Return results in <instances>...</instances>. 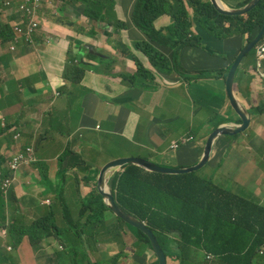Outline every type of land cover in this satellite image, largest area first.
<instances>
[{
    "label": "crops",
    "instance_id": "1",
    "mask_svg": "<svg viewBox=\"0 0 264 264\" xmlns=\"http://www.w3.org/2000/svg\"><path fill=\"white\" fill-rule=\"evenodd\" d=\"M118 1L117 13L119 18L129 25L121 33L122 44L119 43L120 36L106 25L87 22L85 17L76 12L74 8L70 9L71 6L63 10L66 2L55 0V3L50 7L48 5L47 11L51 10L54 15H48V12L46 15L49 18L62 17L63 15L68 26L55 29L42 26L43 31L42 29L39 30L34 44L19 45L16 52L12 51L9 46L2 50L3 59L0 70L3 73L6 71L3 74L5 84L10 83L11 86L8 89L5 84L0 85V101L7 104L9 100L15 101L19 97L24 100L29 96L32 98V107L22 113L21 123L32 133L33 137L29 142H37V154L44 147L42 141L46 136L41 135V131L47 121V115L55 113L56 110L54 109L61 104L62 100L64 116L57 121L69 132L71 140L78 136V132H91L81 123V113L84 106L89 107L86 99L90 96L91 99L96 100L95 109H85V111L94 112V116L100 119L96 129V132L99 133L98 143L100 141L108 142V135L125 137L130 140V144L136 147L135 153L132 155L153 161L158 165L164 163V158L167 157L168 153H171L169 159L179 162L181 159L176 155V152L190 144L189 151L184 150L183 152L196 164L202 156L204 146L201 147V145L204 136L215 125H221L222 115L227 117L231 114L232 107L226 93L228 73L225 75V72L248 44V37L226 40L208 37L206 39L207 46L204 49L187 48L182 51L177 59L178 70L182 75H188L187 73L193 75L195 69L204 68L207 75H200L197 78L182 77L174 70L170 72V69L174 68V59L171 54L172 50L167 48L163 52L168 59L166 58L167 60L162 62L167 71L162 73L153 67L145 48L140 45V42L150 41L133 25L131 12L135 0ZM221 1L226 6L237 7L244 0ZM171 19L174 21L173 16L164 15L160 17L155 22L157 30L170 26L172 24ZM77 42L85 44V47L93 49L102 56H112L116 61V64H112V66L116 65L118 68L116 73H119L123 68L129 76L130 74L132 77L139 75L136 64L138 60L150 74L139 75L135 78V82H130L129 86V82L124 81L120 76L111 77L107 73L94 70V72L91 71L87 74L83 91L78 95H68L65 89L69 85L64 78L63 69L67 66L68 53L71 47L82 48ZM9 52L10 55H8ZM184 58H187L185 62H183ZM252 59L255 60L254 55L238 70L235 78V96L240 104L249 101L258 89L264 90L262 80L254 75V68L248 66ZM90 62L97 67L100 66L105 72L109 71L107 67L100 65L99 61L91 60ZM12 63L16 65L11 71ZM105 63L108 64L111 61L108 60ZM5 65L9 67L7 68ZM26 75L30 77L25 78ZM22 81L24 84L19 86L18 82ZM256 84L262 86L256 87ZM250 88L253 91L252 96H250ZM61 90V96L57 98L56 93ZM194 96L199 100L197 102L202 104L201 106L194 105L191 107ZM84 100L85 102L75 107L79 101ZM25 108L26 106L22 102H18L14 108L9 107L7 112H20ZM5 113L3 111L0 114L5 115ZM200 114H207V119L202 120L203 123L207 121L204 127L195 126L191 133L185 131L187 118L191 120L193 116ZM216 116L220 117L217 118ZM16 120L19 122V119ZM225 120L229 121L227 118ZM52 125L57 126V123L53 122ZM98 126H101V130H98ZM174 146L177 148L175 149ZM219 148L220 143L216 149L219 150ZM59 158L47 157L43 160L45 164L38 165L36 168L42 174L46 173L49 179H54L59 176L57 175L58 171L53 167ZM81 159L88 166H74L73 168L64 166V170L71 175L76 172L80 177L81 175L89 176L93 184L92 170H87L93 164H89L82 156ZM69 160L78 159L71 158ZM233 162L234 159L231 163ZM87 189L90 188L87 187ZM83 193L88 192L84 191ZM110 222L113 220L110 219ZM124 241L130 248V239L124 237ZM4 242L15 243V241L8 242V240ZM24 242L23 246L14 253L15 264H38L35 259V251L29 245V241ZM47 243L44 246H47ZM116 244L105 243L104 247ZM99 246L100 243L94 248L97 249ZM49 250L53 252V250ZM126 253L130 255L128 251ZM92 254H95L94 250ZM31 255L33 259L30 263L23 259V257ZM106 258H112L108 252Z\"/></svg>",
    "mask_w": 264,
    "mask_h": 264
},
{
    "label": "trees",
    "instance_id": "2",
    "mask_svg": "<svg viewBox=\"0 0 264 264\" xmlns=\"http://www.w3.org/2000/svg\"><path fill=\"white\" fill-rule=\"evenodd\" d=\"M4 1L0 0V7L2 8H4ZM62 1L71 4L70 9L74 8L76 12L86 16L87 21L107 23L120 36L119 43L122 44L121 33L128 28V24L118 17L116 0ZM188 1L193 8V16L183 0H137L135 8L133 7L131 12L132 22L158 46L171 48L170 42H173L174 54L178 56L180 51L189 47H200L203 43V36L193 33L192 21L198 22L204 30L217 38H230L237 34L243 36L248 34V41H251L264 21V0L245 16L222 15L215 10L210 2L203 0ZM28 3L35 5L36 0H30ZM177 6L178 9L176 10ZM35 11L40 16L44 15L41 7L35 8ZM165 14H173L175 23L167 30L158 31L154 24ZM40 18L39 21H42ZM28 22H31L29 17ZM226 22H228V26ZM73 23L75 24V22ZM24 30H27V26ZM14 39L12 24L0 22V48L4 49L6 44L11 43ZM77 43L79 47L83 48L84 44ZM24 46L29 45L25 44ZM148 46L150 51H146V53L149 55L153 66L159 71H167L162 64L167 59L152 45L148 44ZM73 50L75 49L73 48ZM83 51L93 60H100V65L107 67L109 71L105 72L100 66L97 67L83 62L81 54L78 52V55H74L72 50L69 51L68 65H76L84 71L104 72L111 77L120 76L124 81L129 82V86L130 82H135V78L139 75L148 73L139 62H137L139 75L132 77L130 74L129 76L123 68L119 73H116L115 71L118 68L116 65L112 66V64H116L112 56H102V54L88 47H85ZM82 56L84 55L82 54ZM2 59L0 55V60L2 61ZM108 60L111 63L106 64L105 62ZM168 65L171 64L168 63ZM248 66L251 68V65ZM5 67L8 68L9 66L5 65ZM172 70L182 77H198L197 74L193 76L182 75L175 60L174 68L170 69V72ZM0 72H2L0 76L4 74L2 70ZM23 84V81L18 82L19 86ZM23 100L19 97L15 101L9 100L7 104L0 101V113L6 112L5 115L1 114L0 119H9L12 112H7V109L12 104L16 106V103L23 102ZM85 132L88 133V136L78 134L84 147L89 145L91 139V132ZM2 135L3 128L0 126V140ZM31 137H33L31 131L26 129L23 123L15 122V127L11 131L8 140L14 144L21 142L24 149H30V152H34L29 142ZM77 137L73 138L72 145L67 148L66 156L60 157L53 166L60 174H65L64 166L68 168L88 166L80 156L82 153L85 154L86 151L79 152L73 148V143ZM97 138L99 139V133H97ZM108 140L112 141L113 136L108 135ZM126 140L130 141L127 138ZM113 141H116V139ZM13 149L12 146L7 147L2 157L13 158ZM93 149L98 156V163L102 167L105 164L101 156L104 152L102 146L96 143ZM71 158H77L78 160H69ZM82 158L87 160L85 156H82ZM44 164L43 160H37L35 164H31L30 168H24L17 173V179L22 175L34 174L32 171H38L36 166ZM50 166L52 167V164ZM87 170H91V167H88ZM0 171L8 175H10L9 173L16 174L15 169L2 159H0ZM41 175L43 177L47 176L46 173ZM17 179L13 181L16 185H18ZM82 179L77 177L75 181L78 192H80V187L83 186V181L89 182L88 178ZM109 185L118 206L131 217L143 222L154 235L161 232L163 237L167 239V231L184 232L189 226H194V232H196L201 228L208 227L210 222L213 230L209 238H206L204 232H200L203 240L196 237L195 243L198 247H203L205 254L211 255L212 260L204 259L205 257L203 259L195 257L199 264H264V249H260L261 246H264V187L262 182L257 183L248 190L239 187L236 189L238 192L234 193L229 188L223 189L194 174L161 175L129 165L124 167L122 172L113 176ZM86 186H88V183ZM12 195L13 193L10 194V199ZM56 197L60 199L63 206L60 215L65 224L63 226L58 225V217L52 207L46 208L41 212L36 223L31 224L27 229H8L9 235L16 239L14 243L16 250L23 246L24 241H29V245L36 248L46 240H51L54 235L68 239L67 235L69 233L77 234L80 238L86 236L87 239L98 241L101 238L104 239L107 234H119L120 229L126 226L119 219L118 223L110 222L109 209L97 192L96 186L86 197L80 199L82 204L80 209L76 207V212L72 208L67 209L69 205L66 204L62 192L57 193ZM5 202L3 198H0V207ZM192 205L199 208V210H192ZM131 230L139 239L148 241L138 230L134 228ZM3 240L4 238L0 235V248H6L10 244L5 243L2 245ZM0 259L10 261L4 254L0 256ZM69 260H73L70 253H68L64 264H67Z\"/></svg>",
    "mask_w": 264,
    "mask_h": 264
},
{
    "label": "clouds",
    "instance_id": "3",
    "mask_svg": "<svg viewBox=\"0 0 264 264\" xmlns=\"http://www.w3.org/2000/svg\"><path fill=\"white\" fill-rule=\"evenodd\" d=\"M28 1H30V0H5L4 1V8L0 7V22H3L5 24L11 23L13 30H14V35H15L14 41H12L11 43H7L5 48L7 46H9L10 49L14 52H16L18 50L19 45L24 46L25 44L32 45L35 43V38L37 37V35L39 33L38 28L36 29V31L34 32L33 36L30 39H28V36L26 35V33L22 34L19 32V30L21 28L24 29L26 26L28 28V25L30 23L39 22L38 19L40 18V15L37 13V11H35V8L41 7L44 11V14H45L46 12H48L47 11L48 5L50 7V5L55 3V0H36L35 5H32V4L28 3ZM116 1H117V5H118L119 1L118 0H116ZM183 1H184L185 5L188 6L187 9L190 12V14L193 16V8L190 6L189 1L188 0H183ZM251 1L252 0H244L237 7H229V6H226L220 0V2L222 4V8H224L228 11L243 9ZM60 2L61 1H59V3ZM205 2H210V0H205ZM136 3H137V0L134 1V4H133L134 8H135ZM213 7H214V5H213ZM177 9H178V6L176 7V10ZM254 9H252V10H254ZM215 10L218 13H220L216 8H215ZM116 12H117V7H116ZM250 12H248V13H250ZM248 13H246L244 15H233V16H245ZM220 14H222V13H220ZM165 15L173 16V18H174L173 14H165ZM222 15H225V14H222ZM227 16H231V15H227ZM28 17L31 18V22H28ZM84 17L87 21V17L86 16H84ZM118 17H119V15H118ZM87 22L106 25L108 28H111V30L114 32L113 28L110 27L107 23L93 22L91 20L87 21ZM174 23H175V18H174V21L172 20V24L170 26L174 25ZM133 25H134V23H133ZM226 25L228 26L229 24H226ZM170 26H168L167 28H169ZM167 28H165V30H167ZM260 28L257 29L256 34L252 37L251 40L254 39V37L257 35L258 31L260 30ZM156 30H157V28H156ZM158 31H160V30H158ZM192 31L194 34H201L203 36V43L201 44L200 47H189V48L204 49L207 46L206 45V39L208 37L214 38L217 40H226V39L234 38V36L230 37V38H225V37L217 38V37L213 36L212 34H210L209 32H207L206 30H204L199 25V23L196 21H192ZM142 33L148 38V40L150 42H148V41H144L143 43L140 42V45L143 46L146 51H150L148 44L152 45L165 58H167L165 56L163 50H166L168 47L158 46V44L156 42L152 41L144 32H142ZM263 36H264V34H263ZM263 36H262L260 42L252 50V51L256 50L254 56H255L257 66H258V61H257V56H256L257 47L260 45V43L263 39ZM250 42L251 41H248V43H250ZM170 44H173V46H174L173 42H170ZM172 47L170 48L172 50L171 54L173 56V59L177 62V59H178L179 55L182 53V51H180L178 56H175L174 49ZM73 48L75 49L76 52L79 50V49H76L74 46H73ZM73 48L71 47L70 50H72ZM186 49H184V50H186ZM2 50L3 49L0 48V52H2ZM250 53H248L245 56V58L243 59V61L240 64L238 70L242 68V66L245 64L246 61L251 59V57L249 58ZM240 54H241V52H240ZM0 55H1V53H0ZM237 58L235 59L234 62L231 63L232 64L231 67L226 70L225 75L227 73L229 74V72H230L233 64L236 62ZM67 61H69V53H68ZM82 61L85 63L93 64L92 62H90L91 60L88 58H84ZM97 61H100V60H96V59L94 60V62H97ZM252 61H253V59H252ZM137 62H139V61L137 60L136 64H137ZM67 65H68V63H67ZM261 65H262V62H261ZM261 65L258 66L259 70L261 68ZM142 67H143V65H142ZM137 68H138V65H137ZM146 71L148 72L147 74H150V72L148 70H146ZM92 72H94V71H92ZM160 72H162V71H160ZM253 72H254V75L257 76V71H255V69ZM162 73H166V71H163ZM237 73H238V71H237ZM205 74H206V72H205ZM228 74H227V77H228ZM0 77L4 78V75H1ZM227 77H226V79H227ZM257 77H259V79L262 80V83L264 84V72L260 71ZM258 86H262V85L256 84V87H258ZM61 93H62V90L58 91L56 93L57 98L61 96ZM32 102H33V100L31 97H28V99L26 98V100H23L22 103L26 106V108L24 110L30 109L32 107ZM260 102H262V104H260ZM240 105L250 115V122L251 123H250L249 127L245 131H243L237 135H233V136H225V135L219 134L215 138V140L212 142L211 149L209 152V157H208L207 161L205 162V164L200 169L194 170L188 174H194L200 178H203L207 181L212 182L214 185L221 187L223 189L229 188V186H231L234 189H238L239 187H243L244 189L248 190V189L253 188L257 183L262 182L261 180L264 177V171L262 173L260 172V174H259L260 179L258 181H256L253 184V186L250 188H247L248 183L243 184L242 182H240V181H238L232 177H228L227 174H220L217 171V169L221 165L226 163L229 155L235 154L234 148L238 143L241 142V138L237 139V137H239L241 135L243 138L247 137L248 134L246 131L248 129L253 131L259 126L257 123H254V119L256 117L255 107H257L258 105L261 107H264V90L260 91L258 89L256 92H254L253 97L249 101H247L245 104H240ZM260 112L261 111L257 109L256 114H257V116H261V118L264 120V116H262V114L258 115V113H260ZM22 113H23V111H20V112L15 111V112H12L10 114L9 119H5V118L0 119V126L3 128V135H2L1 140H0V159H2L4 162H7L8 164H10L16 171V174H13V175L11 173H9L12 176L6 174L3 171H0V198H3L6 201L5 204L2 205V207H0V235L4 238V240L1 242L2 245L5 244L4 241H7L8 238H9V242L16 240L14 237H11L9 235L8 229H14V230H25V229H27L31 224L36 223V221L40 218L41 212L48 207H52L56 216L58 218L59 217L62 218L60 213L63 209V206L60 203V199L58 197H56L57 193L62 192L63 196L66 199V204L69 205L67 209L72 208V210H75V212H76V207H78V209H80V207H81L82 203H80V199L84 198V196L86 197L88 195V194L85 195L83 193L84 189H86L84 187V185L82 187H80V192H78V191L76 192L77 185L75 184V181H76L77 177H80L79 174H77L76 172L73 173L74 175H71V174H68V171L65 170V174H62L63 176H57L54 179H49L48 176L43 177L41 175L42 173L40 171L35 170V171H32L34 174L22 175V176H19V179H17L18 178L17 173H19L24 168H30L31 164H35V162L37 161V152H38L37 142H35V141L30 142V144L32 145V147L34 149V152H30L29 151L30 149L26 150L22 147L21 142H19L18 144H14L8 140V137L10 136L11 131L15 127V122H17L16 119H19V122L21 123L22 115H23ZM226 118L229 121H226L225 120ZM238 124H241V120L239 119V117L237 116L236 112L234 111V109L232 107V111H231V114L229 116L226 117V116L222 115L221 125L220 126L218 124L215 125L211 130H209V132H207V135L204 136V138L202 140V145H201V147L204 146L203 150H202L203 151L202 156L204 153L205 146L207 144V139L209 138L210 135H212L220 127H235ZM98 130H101V126H98ZM227 137L235 138V140L232 143H229L227 140H225V138H227ZM248 137L249 138L247 140H243V146L245 147L247 152H251V158L250 159L255 164V168L262 171V170H264V131L261 132V134H260V138L262 139L260 142H258L256 139L254 140L249 135H248ZM107 141L110 145L111 141L108 139H107ZM215 143L216 144L220 143V148H221V146L222 147L227 146L228 149L227 150H224V149L220 150V148H219V150H217L216 148L213 147V145ZM9 146L14 147V149L12 151V153L14 154V157L13 158L12 157H2L6 148ZM174 148L176 149L177 146H174ZM102 150L103 151L105 150L104 147H102ZM202 156H201L200 160L202 159ZM123 157L129 158L130 156H123ZM133 157L134 158H140V157H136V156H133ZM119 158L120 157H117V159H119ZM234 158H235V156L233 158H231L230 160H228V162L226 164L227 167L230 165V163L232 162V160ZM140 159H143V158H140ZM114 160H116V158H114ZM143 160H146V159H143ZM200 160L196 164H194L193 166H190V167L196 166L200 162ZM146 161H149V162H152V163L158 165L157 163H155L153 161H150V160H146ZM104 165L99 169V171H98L99 173H100L101 169L104 167ZM205 165L209 166L210 178H207L204 175L196 174L197 172L201 171L205 167ZM126 166H129V165H126ZM126 166H124V167H126ZM130 166H133V165H130ZM124 167H122L113 176H115L117 173L122 172ZM190 167H188V168H190ZM167 169H170V168H167ZM202 171H206V170H202ZM156 174H159V173H156ZM188 174H182V175H188ZM161 175H167V174H161ZM11 177H13V179H11ZM91 177H93V179L95 180L94 183H95V186L97 189L98 177H94V176H91ZM80 178H83L82 180H84V178H88L89 183H88L87 187H91V190L88 193L93 191V189L95 187L93 188L92 181H91L90 177L81 175ZM16 179L18 181V185L14 184V182H13ZM217 179L220 180L221 182H224V184L221 186L215 184ZM54 180H60V183H58L57 185H54V186L51 185L50 182H52ZM24 183H28V185L31 187V189L25 190L23 187ZM71 188H75V190L73 191L74 192L73 198H69V196L67 194ZM97 192H98V189H97ZM11 193H13V195H12V198L10 199ZM99 195H100V193H99ZM54 198H56V199L53 200ZM101 198H102V196H101ZM74 204H76L75 207L72 206ZM192 210H199V208L192 205ZM12 211H15V213H13ZM109 212H110V210H109ZM115 218L118 219L117 217H115ZM112 220H113V218H112ZM126 225L131 228L130 225H128V224H126ZM135 230H137V229H135ZM212 230H213L212 224H210V222H209L208 227L201 228V229L197 230L196 232H194V226H189L184 232L167 231L168 232V238L167 239H165L163 237L161 232L156 234V235H154L152 233L153 236L155 237L157 243H158L159 250L162 252V255H160V257L151 248V245H150V242L148 239H147L148 241H143V240L139 239L132 232V233H130V243H131L130 247L133 246V249L130 250V255L127 254L126 252H120V255L123 258H130V260H131L130 264H186V263L199 264V262L195 259V257H198L200 259H203V257H205L204 259L212 260V256L209 254H205L203 247H198L196 245L195 238L197 237V238L203 240V238H201L200 232H204L206 235V238L208 239L212 233ZM141 234L144 235L143 233H141ZM124 237H127L129 239L128 233L125 231V227L123 229H120L119 234H113V235L107 234L104 239L101 238L98 241L87 239L86 236H83L82 238L79 237L80 241L83 245L84 251H82V250H80V248L78 247V245L75 242H73L69 239H65L63 236L56 237L54 235V237L51 240L45 241V242H48L47 246H44L43 244L38 246V247H41L42 253H41V256H36V254L34 253L35 259L37 260L38 264H64V261L66 260L68 253H70L73 260L67 261V264H71V263H74V264H100L96 260L95 256L92 257V255H95V254H92V251H93L92 244L95 246V245H98L101 241L108 240L106 243H117L121 246L128 247V245L124 241ZM10 244L13 246V249H15L14 244L13 243H10ZM33 249H34V251H36L35 248H33ZM49 249L53 250V252H51ZM112 249H117V246L113 245ZM260 249L263 250L264 246H261ZM11 250H12V247L9 244L6 248L5 247L0 248V256L4 254L5 256H7L10 259V261H3L0 259V264H15V255L11 252ZM259 252L261 253V250ZM188 257H191L192 260H189ZM23 259L26 262L30 263L33 259V256L31 255V256H28V258H23ZM109 259H111V258H109Z\"/></svg>",
    "mask_w": 264,
    "mask_h": 264
},
{
    "label": "rangeland",
    "instance_id": "4",
    "mask_svg": "<svg viewBox=\"0 0 264 264\" xmlns=\"http://www.w3.org/2000/svg\"><path fill=\"white\" fill-rule=\"evenodd\" d=\"M203 1H205V0H203ZM60 3H62V2H60ZM70 6H71V4H66L65 8H63V10L68 9ZM46 14H47V12L44 14V16L42 18H40L42 21L37 22L39 30L42 29V31H43L44 26L52 27L54 29L68 26V23L66 22V20L63 19V15H62V17L49 18L48 15L52 14L51 10L48 11V15H46ZM52 15H54V14H52ZM226 24H228V22H226ZM93 33L98 35L95 32H93ZM239 37L246 38V37H248V34H245L244 36L242 34L234 35L235 39H238ZM84 46H85V44L83 45V48L79 49L77 52H75V50L72 49V52L74 53V55H78V52H79L83 59L88 58V59L94 61L93 58H90L83 51V49L85 48ZM170 46L172 47L173 44H170ZM255 51L256 50H254L249 55V58L255 54ZM82 54L84 56H82ZM8 55H10V52L8 53ZM200 55H202V54H200ZM186 60H187V58H184L183 62H185ZM15 65H16L15 63L11 64V68H12L11 71L14 69ZM249 65H251V68H254L255 71H257V76H258L260 71L264 72V61H262V65H261L260 70L258 69L256 60L251 61L249 63ZM0 68H2L1 61H0ZM63 70H64V78L68 81V85H69V87L65 89L67 91L66 94L78 95L81 91L84 90L85 78H86L87 74L90 73V71L89 70L84 71V70L78 68L76 65H67ZM205 72H206V70L204 68H197L194 70L193 75L197 74L198 76H200V75H204ZM187 74L190 76H193L191 73H187ZM28 77H30V76L26 75L25 78H28ZM3 84H5V79L0 77V85H3ZM5 85L8 89L11 86L10 83H6ZM249 92H250V96H252L253 95L252 88L249 89ZM226 93H227V91H226ZM27 99H28V97H27ZM197 101H199V100H197V98H195V96H194L193 102H191V107L194 105H196V106L202 105L200 102H197ZM83 102H85V100L79 101L75 105V107L77 105L83 103ZM86 102L89 104V107L88 108H86L85 106L83 107V111L81 113V123H82L83 127H86V128L91 130L90 143L88 146H85V147L82 146V140L78 136L73 143V148L79 152L86 151L85 154L82 153L80 156H85L87 159V162L89 164H93V166H91V170H92L91 175H93L94 177H99L100 173L98 171L101 168V166L98 163V156L95 153L93 146L96 145V143H98L96 129H97V125H98L100 119L97 116H94V112L88 113L85 111V109H95L96 100L91 99L90 96H88L86 99ZM260 104H262V102H260ZM11 107L14 108L15 106L12 104ZM184 107H185V105H184ZM257 109L261 111L260 113H258V115L262 114V116H264V113H263L264 107H261L259 105L257 107H255L256 117L254 119V123H257L259 126L253 131L248 129L246 132L251 138H253L254 140L256 139L258 142H260L262 140L260 138V134H261V132L264 131V120L261 118V116H257V114H256ZM54 110H56L55 113L47 115V121L45 122L44 127L41 131V135H44L46 137L42 141V143L44 145L43 149L37 154V160H40V161L44 160L47 157H65L67 148L71 145V142L73 140V139L71 140V136H70L69 132L64 129V126L57 121L64 116V114L62 113L63 100L61 101V104L58 107H56ZM216 117L219 118L220 116H216ZM206 119H207V114H204V115L200 114L197 116H193L191 120H189V118H187V124H186V128L184 130L188 131V133H191V131L193 130V128L195 126H203L204 127V125L206 124L207 121L203 123L202 120H206ZM53 122H56L57 126L56 125L53 126L52 125ZM78 133L80 135L86 134L88 136V133H86L85 131L84 132H78ZM248 135H247V137H244V138L242 137V135L237 137V139L241 138V142L235 146V148H234L235 154L229 155L226 163L221 165L217 169V171L220 174H227L228 177H232V178L242 182L243 184L248 183L247 188H250L253 186V184L256 181H258L260 179L259 174H260V172L262 173L264 170L261 171V170L255 168V164L250 159L251 158V152H247L245 147L243 146V140H247L249 138ZM115 139H116V141H111L110 145L108 142H105V141H104V143H103V141H100L98 143L101 146L104 145L102 147H104L105 150L101 154V156H102V160L105 164L108 163L109 161H112V159L114 160V158L117 159V157L124 158L123 156H130V157L135 156L132 154L135 153L136 147L133 146L132 144H130V141L126 140L125 137H120L119 135L113 136V140H115ZM225 140H227L229 143H232L235 140V138L227 137V138H225ZM213 147L217 148L218 144L215 143L213 145ZM189 149H190V144L184 148H180L176 152V155H178L179 159H181L179 162H177L174 159H169V156L171 155V153H168L167 157L164 158V160H165L164 163L157 165V166H159L161 168H170V169H181V168H188L190 166H193L194 165L193 160H190L189 156L185 155L183 152L184 150L189 151ZM223 149L227 150L228 147L227 146H223V147L221 146L220 150H223ZM234 156H235L234 162L231 163L227 167L226 164H227L228 160H230ZM202 170H206V171H202ZM202 170L197 172L196 174L204 175L205 177L210 178L209 166L205 165V167ZM57 175L63 176L60 173H57ZM261 181H262V185L264 187V177ZM94 182H95V180H94ZM50 183H51V185L54 186V185H57L58 183H60V180H54ZM87 183H89V182H87L86 180L83 181V185L86 188V189H84L85 192H89L91 190V187H89L90 189H87V186H85ZM215 184L221 186L224 184V182H221L220 180L217 179ZM92 185L94 188L95 183H93ZM23 187L25 190L31 189V187L28 185V183H24ZM74 190H75V188H71L68 191L67 194H68L69 198H73V196H74L73 191ZM229 190L233 191L234 193L238 192L236 189L232 188L231 186H229ZM76 192H77V189H76ZM87 194H89V193H86L85 195H87ZM55 199L56 198H54L53 200H55ZM72 206L75 207L76 204H74ZM12 212L15 213V211H12ZM108 217H109V219L113 218V221L118 223V219L115 218V216L112 212H108ZM57 222H58V225H61V226H63L65 224V223H63V221L61 220L60 217L57 219ZM124 227H125V231L128 233L129 239H130V233H132L133 231L127 225ZM67 238L69 240L75 242L78 245V247L80 248V250L84 251L83 245H82L80 238L77 234L69 233L67 235ZM107 241L108 240L101 241L100 246L97 249H95L94 245L92 244V248L95 252V255H92V257L95 256L96 260L100 264H130L131 263L130 258L121 257L120 252H126V251L130 252V250L133 249V246L128 248V247L116 244L117 249H112V246H106V248L108 249L107 250L104 247V244ZM45 243L46 242H43V245ZM9 245L12 247L11 252L14 254L16 250L13 249V246L11 244H9ZM35 249H36V251L34 253L36 254V256H41V253H42L41 247H36ZM107 252L112 257L111 259L106 258ZM188 259L192 260L191 257H188ZM71 264H74V263H71ZM186 264H190V263H186Z\"/></svg>",
    "mask_w": 264,
    "mask_h": 264
},
{
    "label": "water",
    "instance_id": "5",
    "mask_svg": "<svg viewBox=\"0 0 264 264\" xmlns=\"http://www.w3.org/2000/svg\"><path fill=\"white\" fill-rule=\"evenodd\" d=\"M210 2L220 13L233 16V15H244L250 12L261 2V0H252L243 9H238L234 11H228L222 8V4L220 0H210ZM263 34H264V21L259 32L254 37V39L251 40V42L248 43L241 51V54L238 56L236 62L233 64L226 79V91H227L228 99L234 111L236 112L237 116L241 120V124H238L235 127H220L212 135H210L209 138L207 139V144L205 146L202 159L196 166L190 168H181V169H167V168H161L152 162L140 158L129 157V158H119L116 160H112L107 164H105L100 171L97 180V189L100 195L102 196L104 203L110 210V212H112L114 216L120 219L121 221L125 222L126 224L130 225L131 227L143 233L146 236V238L149 240L151 248L155 251L157 255H159V257L160 255H162V252L159 250L158 243L155 237L153 236L152 232L142 222L131 217L129 214H127L124 210H122L118 206V204L114 199V196L111 193L109 182L112 176L126 165H135L137 167L143 168L148 172L167 174V175H182V174L191 173L194 170L200 169L205 164V162L209 157V152L211 149L212 142L219 134L225 136H233L245 131L251 123L250 115L238 102L239 100L235 96V90L233 86L241 62L243 61L245 56L248 53H250L260 42Z\"/></svg>",
    "mask_w": 264,
    "mask_h": 264
},
{
    "label": "built area",
    "instance_id": "6",
    "mask_svg": "<svg viewBox=\"0 0 264 264\" xmlns=\"http://www.w3.org/2000/svg\"><path fill=\"white\" fill-rule=\"evenodd\" d=\"M37 28H38V23L32 22L28 25V28L26 31L23 28H21L19 32L22 34L26 33V35L28 36V39H30L33 36ZM256 56H257L258 66H260L261 62L264 60V36H263V39L260 45L257 47Z\"/></svg>",
    "mask_w": 264,
    "mask_h": 264
}]
</instances>
